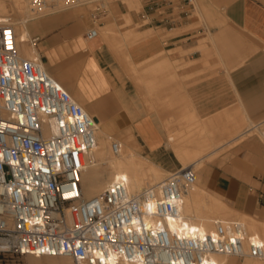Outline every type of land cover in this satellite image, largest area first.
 Masks as SVG:
<instances>
[{
	"label": "built area",
	"instance_id": "built-area-1",
	"mask_svg": "<svg viewBox=\"0 0 264 264\" xmlns=\"http://www.w3.org/2000/svg\"><path fill=\"white\" fill-rule=\"evenodd\" d=\"M87 1L29 0V6L42 13ZM98 34L93 27L86 37ZM97 122L43 57L20 53L7 17L0 24V264L27 255H64L75 264H220L213 254L264 258V241L239 220H218L210 230L187 220L184 199L197 181L192 165L140 191L118 176L85 197L81 178L97 146ZM111 147L119 153L122 143L112 136Z\"/></svg>",
	"mask_w": 264,
	"mask_h": 264
},
{
	"label": "crops",
	"instance_id": "crops-1",
	"mask_svg": "<svg viewBox=\"0 0 264 264\" xmlns=\"http://www.w3.org/2000/svg\"><path fill=\"white\" fill-rule=\"evenodd\" d=\"M221 3H223V11L218 20L222 23L212 28V32L223 34V44H225L223 48L230 46L227 57L223 51V62L226 64L230 61L234 63V67L238 66L231 74L234 86L232 96H237L246 120L254 125L253 129H259L258 126L264 125V0H221ZM198 6L200 7L199 3ZM177 7L182 6L179 4ZM175 8V3L165 4L158 0H147L144 3V11L140 17L147 22L146 27L140 31L152 30L153 34L141 41L140 57L142 61L156 55L155 64L158 66L166 60H170L173 67L186 63L187 72L183 76H191L200 69V66L193 62L203 58L201 50L207 55L210 44L201 42L206 38L204 36L206 31L205 27H196L198 19L192 18L189 12L185 13L182 10L176 13ZM71 28L68 25L60 26L40 42L42 52L47 57L42 56L44 62L48 63L54 74H58L60 70L62 74L58 76L67 80V84L73 86L75 91H79L80 83H91L96 95L91 98L83 95L82 100L95 114L105 117L108 131L124 136L131 132L145 156L158 163L167 172L178 169L176 159L166 147L170 141L169 134L166 142L156 117L152 116L153 112L147 110L134 84L130 80H125L123 66L117 56L106 43L96 46L91 51L83 49L84 45H80L77 40L81 35H76L74 40L69 41L78 30L76 27L75 30ZM238 34L247 36L251 44L238 41ZM212 39L215 40V36H212ZM72 45H76L77 49ZM233 47L234 52L231 51ZM218 51L222 55V51L220 49ZM91 59L95 60L99 68L93 64L89 67L87 75L80 73L76 77L69 78L71 70L85 68ZM92 70L93 72L101 70L110 86L103 91L100 90L93 79ZM226 87L223 82V93L219 95L213 94L211 85H204L198 90L196 87L190 88V91L193 90V95L197 90L198 96L203 98L223 97V102L217 101L216 105L210 103L199 105L198 110L196 109L198 114L214 115L226 110L228 98L231 96ZM228 117L233 116L230 114ZM233 119L241 125L245 123H241L236 117ZM202 120L214 131H221L224 128L221 125H210L206 120ZM255 120L260 123H255ZM141 128L145 131L143 132ZM224 137L226 136L223 135ZM173 150L175 151L174 148ZM175 154L178 157L176 152ZM208 171L210 175V167ZM209 185L217 192L213 191L214 193L235 210L246 214H257L263 221L258 220L264 222V144L256 139L241 147L223 163L217 174L211 177ZM246 259L243 264H249Z\"/></svg>",
	"mask_w": 264,
	"mask_h": 264
},
{
	"label": "bare ground",
	"instance_id": "bare-ground-1",
	"mask_svg": "<svg viewBox=\"0 0 264 264\" xmlns=\"http://www.w3.org/2000/svg\"><path fill=\"white\" fill-rule=\"evenodd\" d=\"M93 1H96V0H88L87 2H93ZM136 2H138V1L135 0V3ZM140 6H141V4H140ZM68 8H71V7L58 6L56 8L46 10L42 13H33L30 6H29V0H0V24H2L3 21L7 17L10 16L13 20L14 29H15V33H16V37H17V44H18L20 53L24 57H27V58L40 59L42 56H41V53L38 50L36 44L33 41L32 30L33 31H43L45 26L48 24L49 25L50 24L55 25L54 23L59 24V23L66 22L69 18L73 17V14L72 13H60V12L66 10ZM56 13H59V14H56ZM48 14H55V15L43 18L45 15H48ZM199 14H201V13H199ZM201 18H203V17H201ZM131 20H132L131 16L128 15L127 16V22H131ZM124 24H126V23H124ZM112 26H114V25H112ZM112 26L109 25L106 28L107 33H112V31H113ZM101 30H102L101 28L98 29L99 34L97 37L94 38L95 40L92 39L93 43H91V45H89V47L86 48L87 51H91L96 46H98L99 42H96L97 40H101L102 43H106V42L109 43L107 41L108 39H105L104 35H103V32L105 30H103V32H101ZM138 31L139 30H137V28L136 29L132 28L130 30V32L126 30V33H128V34L131 33V37L133 34L136 36L135 37L136 39H140V38H142L143 35L140 34ZM125 38L127 39V37H125ZM72 46L75 49H77L76 45H72ZM117 58L120 60L119 62L122 63L123 67L125 66L126 69L131 74L136 75L137 73H139L140 70L138 69L137 64L132 59V56L130 53L125 52L123 50V51L117 53ZM165 62H166V64L171 63L170 60H167ZM165 62H163V64ZM88 63H87L85 68H81V69H84V72L86 75L88 74V70L90 67ZM94 64L97 66V64L95 62H94ZM44 65H45L46 69L55 78H57L67 90H69L71 92L73 97L88 112H90L91 115L98 117V122L96 123L97 127H98V130H97V146H96V148H94L90 152V154L86 160V168L83 171L82 178H81L83 193H84L85 197L90 198V197L97 195L98 193L103 191L104 188L110 182H112L115 178H117L118 176L127 177V179L129 180L130 187H131L132 191H140L146 187L158 186L167 178V177H164L165 175L163 176V173L167 172L165 169H163L158 163L154 162L148 156H145V155L140 153V151H139L140 146L136 142L135 136L131 132H128L127 133L128 135L125 136V138L123 140L118 139L122 143V149L119 153H114L112 150V147H111V137L112 136L109 135V133L107 132V128H106L107 124L105 123V117H103L102 115L95 114L82 100L83 95H86L88 93V90L86 89L87 87H85V85H83V84H79V91H75L73 86H69L67 84V80H64L62 77L58 76V74H62V73H60L61 72L60 70H59V72H57L58 74H54L53 71L48 66V63L44 62ZM98 72H99L98 76H95L93 71L91 73L93 75V79L96 82V85L98 86V88L100 90L103 91L105 88L109 87L110 84L108 83L107 78L101 72V70ZM75 76H76L75 72L73 70H71L69 73V78L75 77ZM136 76H138V75H136ZM64 77H65V75H64ZM173 78H175L174 80H176L177 77H172V79ZM65 79H67V78H65ZM170 79H168L170 81L168 83L172 84L171 83L172 80H170ZM139 81H141V80H139ZM163 81L164 80H162V82ZM153 82L154 81H152L151 83L149 82L150 83L149 87L153 88L152 92H154V87H157L156 86L157 82L155 84ZM165 83H163V84H165ZM175 83H178V78H177V82L175 81ZM178 84L181 85L180 82ZM72 85H74V84H72ZM177 86H176V88H177ZM160 87H163V86H160ZM168 87H169V85H168ZM150 88L149 89L147 88L149 90V92H151ZM166 88H164V89H166ZM178 88H180V87H178ZM155 89H157V88H155ZM169 89H166V90H168V92H169ZM159 91L160 90H158V92L157 91L156 92L159 93ZM163 92H166V91H163ZM169 94H172V93H169ZM154 95H156V93ZM166 95H167V93L165 94V96ZM146 96H148V95H146ZM160 96H161V94H160ZM158 98L160 100L159 96H158ZM163 98H164V95H163ZM165 98H164V101H166ZM167 98H169V96ZM182 99H184V98H182ZM162 100H160V101H162ZM185 100H184V103H185V105H187L189 102L186 104L187 100H186V102H185ZM172 102H173V100H171L170 103H167L168 104L167 106H169V104H172ZM181 102L182 101H180V103ZM148 103H149V100H148ZM157 103H158V99H157ZM161 104L162 103H160V105ZM163 104H162V106H163ZM191 105H192V103H189V105H188V106H190V109L193 108V107H191ZM188 106H185V107L189 109ZM169 107L172 109L171 106H169ZM193 109L194 110L191 111L192 113H190L191 117H189L190 115L189 116L187 115L188 116V118H187V116L185 115L186 118L183 117L184 118L183 119L182 117L179 116V118L183 119V121L185 120V122H183L184 125L180 128L174 127L175 124H173V123L175 122L174 121L175 118L174 119L169 118L170 112H169V116H167V115H165V113H166L165 110H162V109L158 110V114L162 120V123H163L166 131H168V134L170 137V141L167 143V145L171 146L175 149V152L177 153V155L181 161L182 166H184V167L189 166V165L194 166V168L196 170V174H197L196 183L193 185V187L190 189V191L186 194L185 199H184L183 208H182L184 216L187 218V220L189 222H191V224L193 226H197V227H200V228L205 229V230L212 229L214 227L216 221H218V220H239L245 224V226L247 227V229L250 232L258 234L262 238V240L264 241V222L259 221L258 219L254 218L253 216H251L249 214L235 210L233 207L226 204V202L220 198L212 199V197L208 194L207 190L199 184V181H201L202 179H205V180L208 179V176H209L208 172L209 171H208V163L207 162L212 159L213 155H215L217 152H220L219 149H221V148L223 149L224 144L226 145L230 141H231L230 143H232L233 141H236V143H237L238 141H241L242 139H244L248 134H251V130L253 129L254 125L250 121H247L246 117L244 116V122H245L244 124L246 125V123H247L250 126L245 127V125H244V128H246V129L242 130V128H241L242 125L240 124V122H237V120L233 119V117L232 118L229 117V119H230L229 121L232 122L231 123L232 127L229 126L231 128V130L230 129L229 130L231 132L232 129H235L234 133H236V134L233 137L229 138L230 135L231 136L233 135V133L231 132L232 134H230L227 138L226 137L223 138L222 131H219V130L214 131L213 129L208 128L207 124L201 118L198 117V112L196 111V109L195 108H193ZM168 110H169V108H168ZM182 111L184 112L185 109ZM184 114H186V113H184ZM187 114H189V113L187 112ZM180 115H181V113H180ZM182 116H183V114H182ZM171 117H173V116H171ZM255 127H256V125H255ZM141 130L143 132L145 131L144 128H141ZM146 131H148V130H146ZM261 132H262L261 134H263V136H264V128H263V130H261ZM225 139H227V140L224 141ZM211 147H212V149H211ZM191 159H192V161H191ZM198 168L203 169L205 171V174L207 173L206 177L202 178L199 175ZM202 202L207 203V207L205 209L201 208ZM236 212L241 213L242 215L240 214V216H242V217L233 218L232 216H234ZM239 213H237V216ZM170 223L172 226H175L176 220L170 219ZM212 257L216 262H218L220 264H226L228 257H233V258L237 259L234 256H228V255H223V254H213ZM26 258H27V261L29 264H75V262L73 261V259L71 257L64 256V255H59V256L27 255ZM247 258H250V257H247ZM260 260H264V258L260 259ZM249 264H259V263H254L253 261H250Z\"/></svg>",
	"mask_w": 264,
	"mask_h": 264
},
{
	"label": "rangeland",
	"instance_id": "rangeland-1",
	"mask_svg": "<svg viewBox=\"0 0 264 264\" xmlns=\"http://www.w3.org/2000/svg\"><path fill=\"white\" fill-rule=\"evenodd\" d=\"M137 1L138 2L135 3V0H96L93 2H85V3L78 4L76 6H73L71 8H68V9L60 12V13H72L73 14V17L69 18L66 23L60 24V25L57 23H55V25H51V24L46 25L45 24L46 26L43 29V31H33L32 30V37H37V36L40 37V40L36 43V46H37L38 50L40 51L41 56H44L45 58H47L44 55V52H42L40 42L44 39V37L49 36L50 33L54 29L59 28L60 26L68 25L69 27H72L71 28L72 30H75L77 28L78 29L77 32L74 33L73 36L70 37L69 41L74 40L76 35H81L80 37H78L77 40L80 42V45H82V46L84 45L82 48L85 50L87 47H89V45H91V43H93V40H95V39H93V40L87 39V37H86L87 31L93 27L98 28V29L101 28L102 29L101 32H103V30H105L103 32V35H104L105 39H108L107 41L109 43L106 42L107 47L109 46L108 48L110 50H112L116 56H117L118 52H121L123 50L125 52L130 53L132 56V59L137 64V67L140 70L139 71L140 74L139 73L136 74L138 76L131 74L126 69L125 66L123 67L125 80L126 79L130 80L134 84V86L136 87L138 92L141 94V96L144 100V103H145L146 107L148 108L147 110L150 113L153 112L152 116L156 117L157 122L159 123V126L161 128L160 130L162 132H164V139L166 142L168 141V131H166L159 114L154 113V112L162 109V110H165V112H166L165 115H167V116H169V112H170L169 118H173V119L175 118L174 119L175 122L173 123V124H175L174 127L180 128L184 125L183 122H185V120L183 121V119L186 118L185 115L189 116L190 113H192L191 111L194 110L193 108L197 109V107L199 105H203L204 103H210V105H216L217 101L223 102V97H221V96H220V98L215 97V96L206 97V98L198 96V92H197L198 88L203 87L204 85H211L212 90H213L212 91L213 94L219 95V94L223 93V82H224V84L227 86L226 89L228 90V93L231 95L228 98V108L226 110L219 112L217 114H214V115H210L208 113H199L198 117L199 118L202 117V119L209 122L210 125H221L222 127H224L223 129H221L223 135H225L227 138L230 134L233 133V135L232 136L230 135L229 138L233 137L236 133H234L235 129H232V131H231L232 133L230 132V130H231L230 127H232L231 126L232 122L229 121L230 119H229L228 115L231 114V116L236 117L237 119H239L241 121V123H244L243 118L245 115L243 113L241 106H239L240 103H239L237 96H232L234 94V86H233V80H232L231 74H232V71L238 66L234 67V63L233 62L231 63L230 61H227L226 64L223 62V51L226 53L225 57H227L228 56L227 52H230L229 51L230 46L223 48V46L225 45V44H223V34L212 32V28H214L215 26H219L222 23L218 20L220 14H221V11H223L222 10L223 3H221V0H158V1H163L165 4L166 3L167 4H174L175 3L176 13H179V11H181V10L185 13L189 12L192 15V18L198 19V23L196 24V27H205L206 34L204 36H206V38L203 39L201 42H205L207 45L210 44V47L208 50L209 52L207 53V55H205V52L200 49L203 58L201 60H197V61L193 62L197 66H200L199 67L200 69L198 72H196L195 74H193L191 76H183V74L185 72H187V69L185 68V66L187 65L186 63L180 64V65H175L173 67L171 63L166 64V62H165L163 64L161 62L158 66L157 64H155L156 55H152L148 59H143L141 61L140 43L146 37L151 36L153 34V31L152 30H149L146 32L140 31L141 29L146 27L145 23L147 22V20H144L140 16H141V13L144 11V3L147 0H137ZM198 3L200 4V7H198ZM140 4H141V6H140ZM179 4H181V6H182L181 8L177 7V5H179ZM199 13H201V14H199ZM56 14H59V13H56ZM52 15H55V14H48V15H45L43 18L52 16ZM128 15L131 16V19H132L131 22H127V16ZM201 17H203V18H201ZM124 23H126V24H124ZM78 24H79V26H77ZM109 25L110 26L114 25V26H112V28H113L112 33H107V31H106V28ZM135 27L137 28V30H139L138 32L143 35L142 38L136 39L135 35L132 34V37H131V33H129V34L126 33V30L130 32V30L132 28L136 29ZM200 36H202V35H200ZM212 36H215L216 39L213 40ZM125 37H127V39ZM237 38H238V41H240V42H243L245 44H251L250 40L245 35L241 36L238 34ZM96 42H99L98 46L102 44L101 40H97ZM243 46H245V45H243ZM113 47L114 48L116 47V48L114 49ZM219 49L222 51V53H221L222 55H220V53L218 51ZM231 51L234 52L235 48L233 47V49H231ZM164 53H166V52L164 51ZM204 56H205V58H204ZM92 60L93 59H91L89 61V63H88L89 66L94 64V60L93 61ZM118 61H120V60L118 59ZM120 64L122 65L121 62H120ZM227 69H229V70L227 71ZM73 71L75 72L76 76H78L80 73H83L84 75H86L84 72V69L77 68V69H73ZM93 73L95 74V76H98L99 72L94 71ZM172 77H177L178 83L180 82L181 85H179L178 83H175V81L177 82V78H176V80H174L175 78L172 79ZM138 79L141 81H139ZM168 79L173 81V82L171 81L172 84L168 83V82H170ZM82 80L83 79L81 78V81ZM162 80H164V81L162 82ZM152 81H154L153 82L154 84L157 82L156 83L157 87H154V92H152L153 88L149 87L150 83ZM108 83H109V81H108ZM163 83H165V84H163ZM84 84H85V87H87L86 89L88 90V93L86 94V96L90 97V98L92 96H95L96 91L92 88L91 83L88 82V83H84ZM168 85H169V87H168ZM175 85L176 86L178 85L177 88ZM160 86H163V87H160ZM178 87H180V88H178ZM194 87H196L197 90H196V93L193 95V90L190 91L189 89L190 88L193 89ZM147 88L148 89L150 88L151 92H149V90ZM155 88H157V89H155ZM164 88H166V89L170 88L169 92H168V90H166ZM158 90H160L159 93H157ZM163 91H166V92H163ZM155 93L157 96L154 95ZM166 93H167V95L165 96ZM169 93H172V94H169ZM160 94H161V96H160ZM146 95H148V96H146ZM163 95H164V98L166 97L165 98L166 101H164ZM158 96L160 97V100H162V99L163 100L160 101ZM168 96H169V98H167ZM182 98H184V99H182ZM157 99H158V103H157ZM185 99L187 100V102ZM148 100H149V103H148ZM171 100H173V102H172V104H169V106H171L172 109L169 106H167L168 105L167 103H170ZM184 100H185L186 104L188 102L192 103L191 107H193V108L190 109V106H188L189 103L187 105H185ZM180 101H182L183 103L182 102L180 103ZM160 103H162V104L164 103L163 106H162V104L160 105ZM185 106H188L189 109L186 108ZM168 108H169V110H168ZM184 109H185V111L183 112L182 110H184ZM187 112L189 114H187ZM180 113H181V115H180ZM184 113H186V114H184ZM182 114H183V116H182ZM171 116H173V117H171ZM179 116L182 118L184 117V118L181 119V118H179ZM188 116H187V118H188ZM189 117H191V115ZM255 123H259V121L255 120ZM244 125L245 124H243L241 127L242 130H244V127H243ZM248 126H250V125L246 123L245 127H248ZM263 128H264V126L260 125L259 129L258 128L253 129L252 131H254V132H252L250 135H247L242 141H238L237 143H236V141H233L232 143H230L231 142L230 141L229 143H227L226 145L223 146V149L222 148L219 149L220 152H217L215 155H213L212 159L207 162L208 163V169L210 167V170H211L210 175L208 176L207 180L202 179L201 181H199V184L207 190L208 194L212 197V199L220 198L223 200V198L219 197L216 194L217 192L212 189V186L209 185L211 177H213V175H215V173L217 174L218 169L220 167H223V163L231 155L235 154L241 147L248 145L249 143H251L252 141H254L256 139H258L259 141H261L264 144V137L261 134V130H263ZM107 132L109 133V135L113 136V138H115V139L123 140L125 138L124 135H116L115 133L110 132L108 130H107ZM226 140L227 139H225L224 141H226ZM166 147L169 149L170 153L176 159L178 166L179 167L182 166L181 162L178 159V157L176 156L173 148L170 146H166ZM211 149H212V147H211ZM139 151L141 154H143L141 152V149H139ZM191 161H192V159H191ZM198 172L202 178L206 177L207 173L205 174V171L203 169L198 168ZM170 173H171V171L170 172H164L163 176L165 175L164 177H168ZM213 191L216 193H214ZM206 207H207V203L202 202L201 208L205 209ZM237 213H239V212H236L235 215L232 217L233 218L242 217V216H240L241 213H239L238 216H237ZM248 214H250L251 216H253L256 219L263 221L262 219H260V217L257 214H251V213H248ZM15 260H16L17 264H29L26 256L16 257ZM244 261H245V259H239V258L235 259L233 257H228L226 264H243ZM246 261L247 262L253 261L254 263L264 264V260H260V259L247 258Z\"/></svg>",
	"mask_w": 264,
	"mask_h": 264
}]
</instances>
